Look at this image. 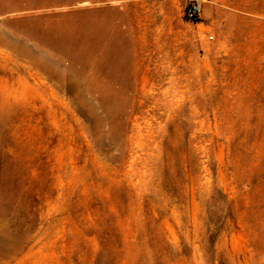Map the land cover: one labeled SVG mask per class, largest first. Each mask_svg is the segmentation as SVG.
Wrapping results in <instances>:
<instances>
[{
	"label": "rangeland",
	"instance_id": "1",
	"mask_svg": "<svg viewBox=\"0 0 264 264\" xmlns=\"http://www.w3.org/2000/svg\"><path fill=\"white\" fill-rule=\"evenodd\" d=\"M0 264H264V0H0Z\"/></svg>",
	"mask_w": 264,
	"mask_h": 264
},
{
	"label": "built area",
	"instance_id": "2",
	"mask_svg": "<svg viewBox=\"0 0 264 264\" xmlns=\"http://www.w3.org/2000/svg\"><path fill=\"white\" fill-rule=\"evenodd\" d=\"M200 13H201V6H200L199 2H193L186 9L185 16L189 20H195L200 16Z\"/></svg>",
	"mask_w": 264,
	"mask_h": 264
}]
</instances>
